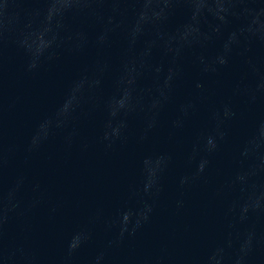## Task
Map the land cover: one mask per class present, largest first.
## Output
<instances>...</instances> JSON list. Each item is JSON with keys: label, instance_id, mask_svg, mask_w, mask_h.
<instances>
[{"label": "water", "instance_id": "water-1", "mask_svg": "<svg viewBox=\"0 0 264 264\" xmlns=\"http://www.w3.org/2000/svg\"><path fill=\"white\" fill-rule=\"evenodd\" d=\"M0 264H264V0H0Z\"/></svg>", "mask_w": 264, "mask_h": 264}]
</instances>
